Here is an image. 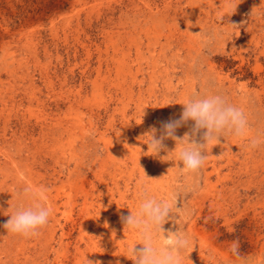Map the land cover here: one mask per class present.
Masks as SVG:
<instances>
[{"label":"rangeland","instance_id":"obj_1","mask_svg":"<svg viewBox=\"0 0 264 264\" xmlns=\"http://www.w3.org/2000/svg\"><path fill=\"white\" fill-rule=\"evenodd\" d=\"M206 94L243 108L264 138V0H0V264H133L141 237L121 216L173 191L181 211L165 235L197 243L184 264H264V144L225 134L191 176L174 154L147 153L145 134ZM28 184L53 210L40 237L3 227L31 202Z\"/></svg>","mask_w":264,"mask_h":264},{"label":"clouds","instance_id":"obj_2","mask_svg":"<svg viewBox=\"0 0 264 264\" xmlns=\"http://www.w3.org/2000/svg\"><path fill=\"white\" fill-rule=\"evenodd\" d=\"M180 104L183 105L180 117L163 122L159 136L155 127L145 135L148 137L146 143L148 155L168 161L167 157L174 154L175 159L171 161L182 165L180 171L185 176L199 173L208 159L209 148L220 143L219 138L225 134L248 139L249 149H256L264 144V138L261 136H250L249 120L244 109L230 103L222 94H206L202 97L194 95ZM189 121L194 122L190 131L185 132L183 137L177 136V129ZM201 130H205L202 135L203 142H197L195 138ZM169 138L174 140L176 148H179L175 153L174 150L168 151L164 144ZM213 141L217 143H212ZM162 150L167 152V155L160 156ZM46 192L47 189L43 186L37 189L31 184L22 189L21 195L31 202L26 206L23 204L18 206L9 214L10 219L3 225L7 233L24 238L38 237L41 234L40 230L49 224L53 212L45 203ZM178 197H182L178 191L169 192L166 198L146 195L139 204L138 210L131 211L130 215L121 216L125 228L140 233L141 239L137 243L142 244L143 247L136 249L137 243H135L130 248L131 255L128 258L133 264H184L185 259H189V254L197 245L195 238L180 228L175 231L168 230L165 235L163 228L169 219L174 223L177 221L175 216L170 214L181 211V207H177ZM158 237L162 239L158 240ZM239 248V239H235L231 242L229 250L240 258ZM86 262L93 264L87 258ZM95 264L100 262L96 261Z\"/></svg>","mask_w":264,"mask_h":264},{"label":"bare ground","instance_id":"obj_3","mask_svg":"<svg viewBox=\"0 0 264 264\" xmlns=\"http://www.w3.org/2000/svg\"><path fill=\"white\" fill-rule=\"evenodd\" d=\"M136 3H137V2H136ZM210 5H211V4H210ZM74 11H75V10H74ZM184 14H185V13H184ZM50 21H51V20H50ZM191 22H192V21H191ZM184 23H185V22H184ZM113 31H114V30H113ZM32 35H33V34H32ZM4 36H5V35H4ZM157 37H158V36H157ZM167 37H168V36H167ZM186 37H187V36H186ZM31 40H32V39H31ZM2 41H3V40H2ZM97 48H98V47H97ZM141 48H142V47H141ZM32 51H33V50H32ZM99 51H100V50H99ZM30 52H31V51H30ZM105 52H106V50H105ZM126 53H127V52H126ZM32 56H33V55H32ZM126 56H127V55H126ZM132 63H133V62H132ZM127 65H128V64H127ZM163 67H164V66H163ZM19 68H20V67H19ZM262 68H263V67H262ZM1 75H2V74H1ZM129 75H130V74H129ZM94 77H95V76H94ZM186 79H187V78H186ZM122 82H123V81H122ZM118 88H119V87H118ZM11 96H12V95H11ZM14 98H15V97H14ZM18 101H20V100H18ZM12 103H13V102H12ZM17 103H18V102H17ZM54 103H55V102H54ZM56 104H57V103H56ZM42 106L44 107V105H42ZM17 107H18V106H17ZM43 107H42V108H43ZM77 107H78V106H77ZM16 109H17V108H16ZM18 110H19V109H18ZM67 111H68V110H67ZM57 115H58V114H57ZM73 115H74V114H73ZM249 115H250V114H249ZM45 117H46V116H45ZM49 118H50V117H49ZM58 118H59V117H58ZM43 119H44V118H43ZM45 120H46V119H45ZM63 120H65V119H63ZM75 120H76V119H75ZM41 121H42V120H41ZM67 121H68V120H67ZM78 121L81 122V119H79ZM65 122H66V120H65ZM79 122H78V123H79ZM39 123H40V122H39ZM57 123H58V122H57ZM62 123H63V122H62ZM67 123H68V122H67ZM81 123H82V122H81ZM126 123H127V122H126ZM43 124H44V123H43ZM35 125H36V124H35ZM35 125H34V126H35ZM57 125H58V124H57ZM46 126H47V125H46ZM41 127H42V126H41ZM76 127H77V126H76ZM44 128H45V127H44ZM58 128H59V127H58ZM58 128H57V129H58ZM63 128H64V127H63ZM53 129H54V128H53ZM65 129H66V128H65ZM68 129H69V128H68ZM43 130H44V129H43ZM46 130H47V128H46ZM48 130H49V129H48ZM50 130H51V129H50ZM44 131H45V130H44ZM127 131H128V129H127ZM70 132H71V131H70ZM40 133H41V132H40ZM57 133H58V132H57ZM63 133H64V132H63ZM43 134H44V133H43ZM51 134H52V133H51ZM200 134H201V133H200ZM1 137H2V136H1ZM1 137H0V138H1ZM42 137H43V136H42ZM58 137H59V136H58ZM59 138H60V137H59ZM129 138H130V137H129ZM103 140H104V143H105V145H106V147H107V150H108V153H107V154H108L109 156L112 155V153H113L114 150H115V149H113V148H114V145L112 146L111 141L108 140V139H103ZM0 141H1V140H0ZM36 141H37V140H36ZM127 141H128V140H127ZM47 142H48V141H47ZM53 142H54V141H53ZM129 145H130V144H129ZM135 148H136V147H135ZM210 149H211V148H210ZM211 152H212V151H211ZM10 154H11V153H10ZM129 154H130V153H129ZM131 155H132V154H131ZM114 157H115V156H114ZM114 157H113V158H114ZM248 157H249V156H248ZM29 158H30V157H29ZM29 158H28V159H29ZM113 158H112V159H113ZM209 158H210V157H209ZM33 159H34V157H33ZM30 160H31V159H30ZM133 160H134L133 162L136 163V161H137V157H135ZM32 161H33V160H32ZM6 162H7V161H6ZM33 162H34V161H33ZM8 163H9V162H8ZM19 163L21 164V162H19ZM30 163H31V162H30ZM228 163H229V162H228ZM31 164H32V163H31ZM39 164H40V163H39ZM10 165H11V164H10ZM32 165H33V164H32ZM32 165H31V166H32ZM12 166H14V170H15V172H16V174H17V173L19 172V167H18L17 164H15V163H13ZM28 167H29V166H28ZM112 167H113V166H112ZM3 168H4V167H3ZM0 169H1V168H0ZM10 170H11V169H10ZM29 170H30V169H29ZM31 171H32V170H31ZM31 171H30V172H31ZM13 172H14V171H13ZM32 175H33V174H32ZM18 176H19V175H18ZM25 176H26V175H25ZM27 176H28V175H27ZM33 176H35V174H34ZM111 176H112V175H111ZM28 178H29V177H28ZM8 179H9V178H8ZM67 181H68V180H67ZM67 181H66V182H67ZM116 181H117V180H116ZM87 184H88V183H87ZM93 185H94V184H93ZM74 186H75V185H74ZM74 186H73V187H74ZM94 186H95V185H94ZM81 188H82V187H81ZM224 188H225V187H224ZM93 189H95V187H94ZM75 192H76V191H75ZM78 192H79V191H78ZM85 193H86V192H85ZM85 193H83V194L85 195ZM87 193H88V192H87ZM90 193H91V192H90ZM76 194H77V193H76ZM81 195H82V194H81ZM103 195H104V194H103ZM120 195H121V194H120ZM120 195H119V196H120ZM75 196H76V195H75ZM86 196H87V195H86ZM86 196H84V197H86ZM80 197H81V196H80ZM89 197H90V196H89ZM86 198H87V197H86ZM82 199H83V198H82ZM82 199H81V200H82ZM71 200H72V199H71ZM71 200H70V201H71ZM74 200H75V199H74ZM74 200H73V201H74ZM87 200H88V199H87ZM109 200H110V199H109ZM121 201H122V200H121ZM70 203H72V202H70ZM107 204H109V203H107ZM132 204H133V203H132ZM99 205H100V204H99ZM72 206H73V204H72ZM83 208H84V207H83ZM221 208H223V207H221ZM57 209H58V208H57ZM82 210H83V209H82ZM93 212H94V211H93ZM98 213H99V212H98ZM102 214H103V213H102ZM120 215H121V214H120ZM80 216H81V215H80ZM105 217H106V216H105ZM105 217H104V219H105ZM104 219H103V220H104ZM83 220H84V219H83ZM219 220H220V219H219ZM86 221H87V220H86ZM94 221H95V220H94ZM108 222H109V220H108ZM87 223H88V222H87ZM1 229H2V228H1ZM54 229H55V228H54ZM108 229H109V228H108ZM115 234H116V233H115ZM40 236H41V235H40ZM40 236H39V237H40ZM124 240H125V239H124ZM35 241H37V240H35ZM79 242H80V241H79ZM33 244H34V243H33ZM41 252H42V251H41ZM94 256H95V255H94ZM78 259H79V258H78Z\"/></svg>","mask_w":264,"mask_h":264}]
</instances>
